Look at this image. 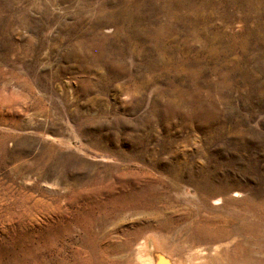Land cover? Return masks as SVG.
Segmentation results:
<instances>
[{
  "label": "rangeland",
  "instance_id": "obj_1",
  "mask_svg": "<svg viewBox=\"0 0 264 264\" xmlns=\"http://www.w3.org/2000/svg\"><path fill=\"white\" fill-rule=\"evenodd\" d=\"M201 3L0 0V264H264V45Z\"/></svg>",
  "mask_w": 264,
  "mask_h": 264
},
{
  "label": "bare ground",
  "instance_id": "obj_2",
  "mask_svg": "<svg viewBox=\"0 0 264 264\" xmlns=\"http://www.w3.org/2000/svg\"><path fill=\"white\" fill-rule=\"evenodd\" d=\"M201 6L202 7H206V9H208L210 12L213 11V10H215L214 8H216V7H222V8L225 7L224 10H227V11L229 9H232L233 10V14H235L236 12H238V14L237 15H234V16H233L232 13H228V12H223L222 14H219V16H218V14H216L217 17H219L222 20V26L221 27L219 26V28H217V30L220 32V30L222 28L226 27L227 26V23L230 22L231 18H240L242 21H244V25H245V28H244V31H243V34L242 35H247L249 37L251 36V37H255V38L257 37L258 40L256 39V41L258 42V44H263L264 45V0H220L218 3L217 2H214L212 0H202ZM234 11H236V12H234ZM209 19H211V16H209L207 18V20H209ZM249 23H253V24L252 25H249ZM205 26L206 27H205V30H204V35L210 34V27L208 26V24L205 25ZM216 37H217V35H216ZM238 37H239V35H238ZM245 38H244V40H245ZM209 39L212 42L213 39H214V37H210ZM208 42H209V40H208ZM245 42H247V41H245ZM239 47H240V45H239ZM260 47H261V45H260ZM244 49H246V48L244 47ZM235 50H236V48H235ZM220 52H222V51H220ZM227 54H229V53H227ZM153 263H155V262H153Z\"/></svg>",
  "mask_w": 264,
  "mask_h": 264
}]
</instances>
